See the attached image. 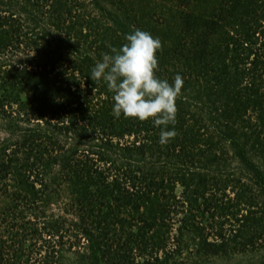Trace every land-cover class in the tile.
<instances>
[{"label": "trees", "instance_id": "1", "mask_svg": "<svg viewBox=\"0 0 264 264\" xmlns=\"http://www.w3.org/2000/svg\"><path fill=\"white\" fill-rule=\"evenodd\" d=\"M134 29L166 145L90 78ZM0 264H264V0H0Z\"/></svg>", "mask_w": 264, "mask_h": 264}, {"label": "clouds", "instance_id": "2", "mask_svg": "<svg viewBox=\"0 0 264 264\" xmlns=\"http://www.w3.org/2000/svg\"><path fill=\"white\" fill-rule=\"evenodd\" d=\"M163 45L158 37L140 29L126 36L120 48H111L104 53L91 69L94 83L105 82L113 93L112 114L125 119L134 118L141 122L152 119L162 130L159 143L166 145L176 136L175 125L178 112L177 99L182 93L183 78L177 74L172 83L156 76L159 68L158 51Z\"/></svg>", "mask_w": 264, "mask_h": 264}, {"label": "rangeland", "instance_id": "3", "mask_svg": "<svg viewBox=\"0 0 264 264\" xmlns=\"http://www.w3.org/2000/svg\"><path fill=\"white\" fill-rule=\"evenodd\" d=\"M58 210V208H56V211ZM58 212V211H57Z\"/></svg>", "mask_w": 264, "mask_h": 264}]
</instances>
